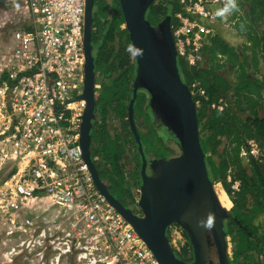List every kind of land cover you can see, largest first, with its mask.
<instances>
[{
  "label": "built area",
  "instance_id": "built-area-1",
  "mask_svg": "<svg viewBox=\"0 0 264 264\" xmlns=\"http://www.w3.org/2000/svg\"><path fill=\"white\" fill-rule=\"evenodd\" d=\"M18 1L29 29H13L0 51V170L16 162L0 180V233L15 241L10 253L31 264H160L98 189L82 153L86 0ZM228 2L181 0L173 29L178 55L192 65L202 60L215 25L233 26L241 16L237 9L217 14ZM100 86L97 80V94ZM192 92L204 89L194 84ZM261 152L251 139L240 154L262 160ZM133 193L138 209L140 185ZM169 233L176 250L191 249L181 226L170 225Z\"/></svg>",
  "mask_w": 264,
  "mask_h": 264
},
{
  "label": "trees",
  "instance_id": "trees-1",
  "mask_svg": "<svg viewBox=\"0 0 264 264\" xmlns=\"http://www.w3.org/2000/svg\"><path fill=\"white\" fill-rule=\"evenodd\" d=\"M237 5L244 10L239 30L246 31L251 41L243 49V58L217 34L204 45L202 60L192 65L187 56L179 54L178 65L183 81L191 90L194 84L204 89L203 94L193 96L210 178L214 184L221 183L225 199L233 205L227 210L230 217L225 221L232 244V263L264 264V80L253 74L259 68L260 55H264V0H237ZM182 11L181 0H155L147 11V18L154 25L167 20L174 29L180 24L176 14ZM11 28L29 29L26 24ZM93 45L101 90L97 94V118L91 131L92 157L113 194L130 205L134 201L133 188L141 183V155L129 122L137 61L127 51L132 40L125 27L120 0H96ZM248 47L253 55L251 59L246 53ZM219 53L228 56L222 64H216L220 61ZM229 63L238 65L236 81L219 70ZM221 99L222 109L214 106ZM148 103V94L140 90L134 103V118L145 153L157 160L171 159L174 148L168 143L177 142L153 122ZM116 121L120 126H114ZM251 139L259 143L262 160L241 156V148L247 147ZM126 154L136 163L132 171L126 169ZM229 175L232 180L228 179ZM235 181L240 182L238 191L232 188ZM175 252L186 261L193 260L192 246L190 250L175 249Z\"/></svg>",
  "mask_w": 264,
  "mask_h": 264
},
{
  "label": "water",
  "instance_id": "water-1",
  "mask_svg": "<svg viewBox=\"0 0 264 264\" xmlns=\"http://www.w3.org/2000/svg\"><path fill=\"white\" fill-rule=\"evenodd\" d=\"M154 1L120 0L132 45L140 50V54L134 55L137 69L129 105V122L141 155L137 211L113 194L92 157L91 131L97 117L93 45L96 0H86L84 14L85 81L84 92L79 96L86 101L81 124L82 153L98 189L133 226L160 264H233L225 230L230 208L220 201L216 184L209 175L200 138L197 105L192 90L180 73L173 27L167 20L154 25L147 18V11ZM140 90L149 96L153 122L162 126L179 145V156L158 159L149 165L134 118V103ZM174 223L188 236L193 250L192 261L184 260L175 252L168 235L169 226Z\"/></svg>",
  "mask_w": 264,
  "mask_h": 264
},
{
  "label": "rangeland",
  "instance_id": "rangeland-1",
  "mask_svg": "<svg viewBox=\"0 0 264 264\" xmlns=\"http://www.w3.org/2000/svg\"><path fill=\"white\" fill-rule=\"evenodd\" d=\"M111 1V0H109ZM20 3L18 0H0V24L5 22V27L0 28V51L3 49L4 45L7 42V38L11 31L13 30L11 27L15 25H22L24 20V14L20 11ZM101 85V82L98 81ZM101 90V86L98 89V93ZM97 118V117H96ZM114 126H120V122L116 121L113 123ZM113 125H110L109 129L113 132ZM170 146L174 148V153L171 155V158H175L181 154V149L178 144L174 141H169L168 143ZM150 163L154 164V159L149 157ZM152 161V162H151ZM124 163L126 165L127 170H132L133 168V161L129 154H126L124 157ZM16 170V162L8 161L4 167L0 170V180L7 178ZM220 183H216V188L218 190ZM223 196V195H222ZM225 199V197L223 196ZM136 211L138 210L136 207H133ZM231 208V207H230ZM50 219V218H48ZM15 240V239H14ZM15 241H12L9 235L6 233H0V264H31L28 260H26V256L19 255V256H12L13 254L10 253L12 246L15 244ZM230 242V237H229ZM231 245V255H232V244Z\"/></svg>",
  "mask_w": 264,
  "mask_h": 264
},
{
  "label": "crops",
  "instance_id": "crops-1",
  "mask_svg": "<svg viewBox=\"0 0 264 264\" xmlns=\"http://www.w3.org/2000/svg\"><path fill=\"white\" fill-rule=\"evenodd\" d=\"M236 12H239L241 15H243L244 10L243 8H240L238 6ZM239 19H240V16L239 18L236 19L235 24L230 27H225L221 24H216L215 25V29H216L215 36L219 34V36H221L223 40H225L228 43L229 46H233L235 50L237 51L238 56L241 59L243 58V54H244L243 49L245 48V46H250L251 41L247 39L246 31L239 30L238 25H239V22L241 21V20L239 21ZM246 53L248 54L249 59H251L252 58L251 56L253 55L249 47L246 49ZM218 56L220 58V61L217 62L216 64L218 63L222 64L225 60L228 59V56L226 54L222 55L219 53ZM259 58H260L259 68L257 69L256 72L254 71L253 74L255 75V77L264 80V55L263 53L262 55H260ZM219 70L220 72H223L224 74H228V76L232 79V81H236L237 76L239 75L238 65L234 66L231 63H229L227 66L225 65L224 67H221ZM262 96L264 99V88L262 89Z\"/></svg>",
  "mask_w": 264,
  "mask_h": 264
},
{
  "label": "clouds",
  "instance_id": "clouds-1",
  "mask_svg": "<svg viewBox=\"0 0 264 264\" xmlns=\"http://www.w3.org/2000/svg\"><path fill=\"white\" fill-rule=\"evenodd\" d=\"M237 3H236V0H229V2L226 4V6L220 10L217 14L218 15H224L225 13H228V12H231L235 9H237ZM127 51L128 53L130 54H133V55H138L140 54V50L135 48L133 45H129L127 47Z\"/></svg>",
  "mask_w": 264,
  "mask_h": 264
},
{
  "label": "bare ground",
  "instance_id": "bare-ground-1",
  "mask_svg": "<svg viewBox=\"0 0 264 264\" xmlns=\"http://www.w3.org/2000/svg\"><path fill=\"white\" fill-rule=\"evenodd\" d=\"M218 185H219V188H218V190H217V188H216V190H217V192H218V195H219L220 201L222 202V204H223L225 207H227V208L232 207V202H231L230 200H228V199H224V198H223V196L225 197V195L223 194V192H222V190H221V186H220V184H218ZM222 195H223V196H222Z\"/></svg>",
  "mask_w": 264,
  "mask_h": 264
},
{
  "label": "flooded vegetation",
  "instance_id": "flooded-vegetation-1",
  "mask_svg": "<svg viewBox=\"0 0 264 264\" xmlns=\"http://www.w3.org/2000/svg\"><path fill=\"white\" fill-rule=\"evenodd\" d=\"M156 126H157V125H156ZM157 128H158V127H157ZM160 129L165 133V130H164L162 127H161ZM129 156H130V155H129ZM150 156H151V155H148L149 165H151V163H150V160H151V159L149 158ZM130 157H131V156H130ZM151 158L154 159V161L157 160L155 157H152V156H151ZM131 159H132V157H131ZM132 161H133V159H132ZM151 162H152V161H151ZM133 164H134V165H133L132 170L134 169L136 163L134 162ZM140 169H141V166H140ZM132 170H131V171H132ZM129 171H130V170H129ZM148 172H149V173L152 172L151 166H149V168H148ZM106 182H107V181H106ZM107 183H108V185H109V182H107Z\"/></svg>",
  "mask_w": 264,
  "mask_h": 264
}]
</instances>
